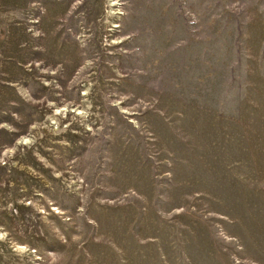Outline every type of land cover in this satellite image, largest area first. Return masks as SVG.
<instances>
[{
    "label": "rangeland",
    "instance_id": "rangeland-1",
    "mask_svg": "<svg viewBox=\"0 0 264 264\" xmlns=\"http://www.w3.org/2000/svg\"><path fill=\"white\" fill-rule=\"evenodd\" d=\"M0 264H264V0H0Z\"/></svg>",
    "mask_w": 264,
    "mask_h": 264
}]
</instances>
